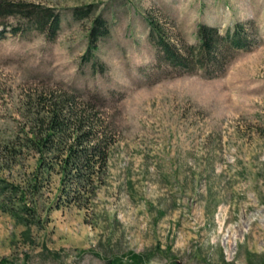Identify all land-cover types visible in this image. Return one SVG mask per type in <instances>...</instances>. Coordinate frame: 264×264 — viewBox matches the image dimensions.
Here are the masks:
<instances>
[{
	"label": "rangeland",
	"instance_id": "rangeland-1",
	"mask_svg": "<svg viewBox=\"0 0 264 264\" xmlns=\"http://www.w3.org/2000/svg\"><path fill=\"white\" fill-rule=\"evenodd\" d=\"M21 1L54 7L62 22L54 40L38 30L0 38V259L263 264L264 0ZM90 4L94 14L74 17ZM147 11L189 43H199V23L225 31L247 20L262 41L218 78L166 77L174 70L156 66ZM100 14L110 31L88 61ZM72 95L115 141L94 184L66 199L60 151L41 152L34 139L51 106ZM19 205L31 208L29 226L12 214Z\"/></svg>",
	"mask_w": 264,
	"mask_h": 264
},
{
	"label": "trees",
	"instance_id": "trees-1",
	"mask_svg": "<svg viewBox=\"0 0 264 264\" xmlns=\"http://www.w3.org/2000/svg\"><path fill=\"white\" fill-rule=\"evenodd\" d=\"M94 11L93 5L90 4L73 8V15L76 19H84L94 14ZM11 17H16L18 21L10 22ZM146 20L150 27V41L156 48V66L161 69L162 65H165L174 70L172 73L167 72L166 77L202 73L208 79L218 78L227 71L239 52L250 51L262 41L254 20L238 21L225 31L215 25L199 23L197 44L189 43L180 34L174 38L170 31V21L166 17L159 18L152 11H147ZM61 22L62 14L54 7L21 0H0V38L8 33L19 34L38 30L45 33L49 40H54L61 28ZM109 31L108 20L102 14L97 15L90 30V44L83 59L90 61L96 58L98 41L106 37ZM97 63V60H94L95 68ZM78 97L79 95H72L70 99L52 105L44 121V136L37 135L34 139L41 152L60 151L57 154L63 173L60 191L61 198L66 199H73L77 192L87 190L89 184H94L96 171L106 164L109 148L115 141L109 135V127L96 121L95 110H78ZM44 165V159L41 158L39 167ZM6 188V184H0L1 190ZM70 196L72 198H69ZM19 206L23 208L22 212L13 210L12 214L19 222L29 226L33 221L29 218L31 208ZM22 213H27L28 216ZM149 259L151 258L144 255L132 254L131 259L127 261L112 259L108 264H145ZM0 264L11 263L2 258Z\"/></svg>",
	"mask_w": 264,
	"mask_h": 264
}]
</instances>
